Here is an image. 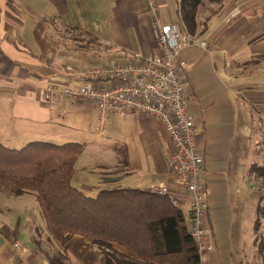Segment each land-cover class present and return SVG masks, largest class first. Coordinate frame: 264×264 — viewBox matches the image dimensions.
Masks as SVG:
<instances>
[{"label": "crops", "instance_id": "crops-1", "mask_svg": "<svg viewBox=\"0 0 264 264\" xmlns=\"http://www.w3.org/2000/svg\"><path fill=\"white\" fill-rule=\"evenodd\" d=\"M67 2L61 14L50 0H0L1 142L11 148L33 140L80 142L74 186L91 196L115 187L162 190L186 207L190 227L191 196L168 168L165 153L172 143L160 119L113 114L101 134L92 102L60 98L51 106L44 97L50 83L76 88L91 83L86 73L97 66L157 51L148 5ZM156 2L163 23L180 20V0ZM197 23L192 35L208 47H185L181 58L210 202L206 225L213 248L201 264H255L254 224L264 187L250 168L264 160V0H203ZM37 202L35 193L0 192V264H52L58 252L66 264H105L103 247L90 237L74 235L63 247L55 243Z\"/></svg>", "mask_w": 264, "mask_h": 264}, {"label": "trees", "instance_id": "trees-1", "mask_svg": "<svg viewBox=\"0 0 264 264\" xmlns=\"http://www.w3.org/2000/svg\"><path fill=\"white\" fill-rule=\"evenodd\" d=\"M50 1L61 14L67 12V0ZM202 4L203 0H180L179 22L185 32L196 31ZM83 150L80 142L33 140L21 148H11L0 140V192L35 193L50 238L63 247L74 235L90 237L103 247L105 264H201L185 212L170 195L115 187L91 196L74 186L75 164ZM250 174L256 180L264 179V160L253 164ZM256 213L255 245L262 254L264 195L259 198ZM50 260L52 264H66L61 252Z\"/></svg>", "mask_w": 264, "mask_h": 264}, {"label": "built area", "instance_id": "built-area-1", "mask_svg": "<svg viewBox=\"0 0 264 264\" xmlns=\"http://www.w3.org/2000/svg\"><path fill=\"white\" fill-rule=\"evenodd\" d=\"M144 1L157 29V51L132 52L123 61L97 66L86 73L91 83L84 82L76 88L50 83L44 97L51 106L60 98L92 102L99 110L101 134H105L113 114L139 113L154 116L164 123L172 143L165 153L167 165L177 174L180 187L191 196L190 231L202 256L213 248L211 232L206 225L209 192L202 179L204 157L198 148L194 117L186 103L183 74L187 64L181 52L192 45L207 49L208 44L185 32L179 21L163 23L156 0ZM99 79L114 83L104 87L92 82ZM174 203L181 206L176 199ZM14 246L20 248L17 242Z\"/></svg>", "mask_w": 264, "mask_h": 264}, {"label": "rangeland", "instance_id": "rangeland-1", "mask_svg": "<svg viewBox=\"0 0 264 264\" xmlns=\"http://www.w3.org/2000/svg\"><path fill=\"white\" fill-rule=\"evenodd\" d=\"M109 136H110V132L108 131L107 134L104 135V137H102L103 141H104L105 137H108V138H109ZM118 136H119V132L116 134V137H118ZM261 149H262V151H263V150H264V146H263ZM101 154H103V152H101ZM261 162H263V160H262ZM258 182H260V183H258V184L261 185V186L263 187V184H262V183H264V179H263V178H260ZM37 203H38V202H37ZM184 211H185V213H186V207H185ZM37 214H38V213H37ZM41 215H42L41 217H43V219H44L45 217H44L42 211H41ZM38 216H39V214H38ZM41 221H42V220H41ZM45 225H46V222H45ZM103 250H104V249H103ZM255 255H256V256H255V259H256V263H255V264H264V252H263L262 254H260V253L258 252V250L256 249ZM255 259H254V261H255Z\"/></svg>", "mask_w": 264, "mask_h": 264}]
</instances>
